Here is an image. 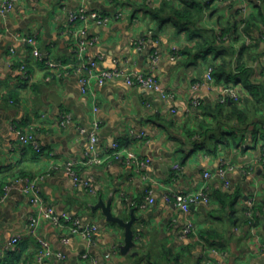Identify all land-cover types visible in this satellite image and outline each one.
Here are the masks:
<instances>
[{
  "label": "crops",
  "instance_id": "1",
  "mask_svg": "<svg viewBox=\"0 0 264 264\" xmlns=\"http://www.w3.org/2000/svg\"><path fill=\"white\" fill-rule=\"evenodd\" d=\"M162 1L17 0L0 14V261L13 256L11 264H37V238L44 237L65 257L51 256L42 264H264V101L259 107L249 104L254 99L245 88L236 104L241 120L233 117L219 125L229 109L219 104V92L191 89L204 79L215 51L205 60L195 48L198 36L176 33L171 22L160 25L141 8L144 3L157 7ZM196 1L203 4L197 26L217 32L216 42L210 40L214 46L219 47L221 40L232 46L233 73L243 62L249 81L264 83V0ZM174 2L184 4V0ZM81 4L107 14L122 12L109 24L89 25L86 34H78L93 39L86 57L98 61L97 69L152 73L172 92L170 99L129 86L121 78L102 85L93 82L83 92L72 66L53 71L31 54L27 36H35L44 58L76 64L74 31L82 25L70 24L68 13ZM251 17L258 26L251 35L242 30V23L238 40L235 34L220 35L229 23ZM155 52L160 54L156 65ZM22 64L30 71L29 80L22 77ZM221 85L217 82L218 88ZM237 87L243 91L241 83ZM195 96L201 100L199 106L192 104ZM63 112L71 116L66 126L60 124ZM95 120L99 124L96 151L105 157L119 141L125 151L122 159L85 162L89 138L80 127L90 132ZM195 130L202 135L190 137ZM20 132L31 134L41 151L22 143ZM129 152L143 161L149 159V164L127 163ZM72 160L78 163L81 177L90 180L94 193L75 184L67 173L66 163ZM176 163L181 165L178 170L173 169ZM205 171L213 175L207 180L208 204L198 202L184 212L163 199L169 189L199 191ZM27 178L39 180L43 205L97 226L93 237L71 232L70 224L56 226L45 217L39 220L37 234H32L30 217L38 214V208L24 191ZM147 189H152L153 203L147 200ZM110 196L113 212L123 218L129 219L135 208L137 245L126 254L120 250L124 228L108 221L100 207H93ZM188 223L193 230L184 234ZM17 235L21 240L4 250ZM64 236L70 241L63 242Z\"/></svg>",
  "mask_w": 264,
  "mask_h": 264
},
{
  "label": "built area",
  "instance_id": "2",
  "mask_svg": "<svg viewBox=\"0 0 264 264\" xmlns=\"http://www.w3.org/2000/svg\"><path fill=\"white\" fill-rule=\"evenodd\" d=\"M16 1L17 0H3V2L0 4V14H4L8 10H10ZM121 16V11H118L116 14H107L99 10H88L84 4H81L77 8L69 11L68 20L70 24H76L79 22L82 25L79 30L74 31L75 43L73 46V50L77 56L76 64H64L61 61L44 58L43 53L37 44L35 36L24 37V40L31 45V54L36 59L43 61L49 69L56 71L59 68L72 66L71 68H73V71L78 75L83 92H86L93 82L98 85H102L108 80L121 78L129 86L144 87L158 93L165 100L170 99L173 96L172 92L165 88L164 85L152 73L143 71H127L119 67L98 70V61L86 57V52L89 46L93 43V39L82 38L79 37L78 34H86L89 25H107L115 18ZM175 52H177V50H175ZM159 59L160 54L158 52H155L153 56V62L155 65L157 64ZM21 71L22 77L25 80H29L30 71L27 69L25 64L21 65ZM203 87H206L209 92L218 91V100L221 103L237 101L241 98V90L239 89V87H237V85L227 84L221 85L220 88L217 87V80L214 76V70L211 66L207 67L205 77L202 81H196L191 85V89L193 92L199 91V89ZM191 101L194 106H199L201 104V100L197 96L193 97ZM70 121V114H68L67 112H63L60 114V124L62 126H66ZM93 125V130L90 132H87V129L85 127H80V131L83 133H87L89 138V145L84 156L85 162L101 163L105 159L110 160L111 157H113V159H122L125 156V151L122 149V145L119 141L113 142L111 150L107 151L104 154L105 157L101 156L100 153L96 151V142L98 140L97 129L99 127L97 120L94 121ZM142 135L144 134H141L140 136ZM20 140L24 144H32L37 151H41V147L31 134L20 132ZM126 158L127 159H125V161L127 163L136 162L137 164L139 163L141 165H144V167L149 164V159L143 161L132 152L127 153ZM261 160L263 161L264 169V151L261 153ZM77 165L78 163L74 160L68 161L66 163L67 173L73 178L75 184L87 187L91 192L94 193L95 189L92 183L90 182V180L81 177L77 170ZM180 168V163H176L173 166L174 170H178ZM220 172L221 175H223L222 169L220 170ZM146 176L149 177V175ZM212 176V172H204V177L206 180L205 184H203V186L197 192L185 193L169 189L165 191L163 199L168 203H173L184 212H188L192 204L198 202H204L208 204L211 198L208 192L207 180H209ZM24 191L30 197V201L38 208V214L35 216L32 215L30 217L29 224L32 234H37L36 232L39 226V220L41 217H45L51 220L52 223L56 226H64L66 224H70L71 232L81 233L88 239H91L93 237L94 232L97 230V226L83 224L81 219L77 216H72L67 212H58L53 207L43 205L41 197V187L38 179L27 178ZM146 193L148 202L153 203L155 199L154 197H152V189H147ZM192 230L193 225L191 223H188L185 225L183 233L188 234ZM20 240L21 236H13L6 242L4 250L13 248ZM37 240L39 243V248L36 255L37 264H42L45 259L51 256H56L58 258L65 257V254H63L62 252L54 250V248L46 238L38 237ZM69 241V236L63 237V242Z\"/></svg>",
  "mask_w": 264,
  "mask_h": 264
},
{
  "label": "trees",
  "instance_id": "3",
  "mask_svg": "<svg viewBox=\"0 0 264 264\" xmlns=\"http://www.w3.org/2000/svg\"><path fill=\"white\" fill-rule=\"evenodd\" d=\"M141 8L145 11L149 12L158 22L160 25H164L167 22H171V24L175 27V32H188L189 38H194L196 36L199 37L198 40H196L195 48L198 50V53L203 55V58L206 60L207 56L210 52L213 50L215 51V55L212 57L210 63L208 66H211L214 70V76L218 83H221L223 85L227 84H233L238 85L241 83L243 91L241 90V97L244 92V89L247 88L250 90L254 101L249 100V104L253 103L256 107H259V103L261 100L264 101V83L262 84H254L249 81L248 76L249 72L248 69H246L245 64L239 63L237 64V72L233 73V54L234 50L231 49L232 46L227 44L228 40H221V45L219 47L214 46L213 43L210 42L211 39H214V42H216L217 39V32L215 30L213 31H206L203 29V27H198V20L203 12V4L196 0H184V4L181 6H176L174 0L168 1L163 0L162 3L157 7H152L149 4H142ZM262 18L264 21V15L262 13ZM242 23L243 27L242 30L246 33L251 35L252 32L255 31V29L258 27L255 22V18L251 17L244 21H235L234 23H229L225 28L221 30V36L227 35V38L230 37V34L235 39H239V27ZM262 35H264V30L261 31ZM260 36V35H259ZM264 40V38H262ZM257 47L260 49V45L257 44ZM45 65V63L43 62ZM46 66V65H45ZM219 102V101H218ZM238 101H232L227 103H222L225 105H228L229 109L231 110L227 113L226 110V120L223 122H218L219 125L221 123L227 124L229 123V119L233 117H239L241 120L242 112L237 109L236 104ZM221 104V102H219ZM218 112L220 115L224 114V109H222V106H219ZM225 122V123H224ZM261 123L264 127V114L261 116ZM222 124V125H223ZM202 135L201 131L195 130L194 132L190 133V137H193L195 134ZM204 133V132H203ZM196 143V145H200L198 139H193ZM264 151V148H263ZM262 151V152H263ZM259 207V206H255ZM258 217V216H257ZM249 221V219H245L244 222ZM38 250V249H37ZM11 256V255H9ZM14 257L11 256V258L5 261H0V264H11L13 262Z\"/></svg>",
  "mask_w": 264,
  "mask_h": 264
},
{
  "label": "water",
  "instance_id": "4",
  "mask_svg": "<svg viewBox=\"0 0 264 264\" xmlns=\"http://www.w3.org/2000/svg\"><path fill=\"white\" fill-rule=\"evenodd\" d=\"M112 200H113V196H110L106 202L102 198H100L96 206L93 207L95 208L100 207L108 221L114 222L124 228L125 240L124 243L120 245V250L122 253L126 254L129 252L131 248L137 245L135 241V230H134V223L137 219V216L135 214V208L131 209L129 219L123 218L121 217L120 213L113 212Z\"/></svg>",
  "mask_w": 264,
  "mask_h": 264
}]
</instances>
